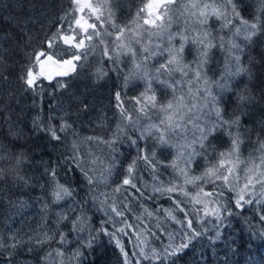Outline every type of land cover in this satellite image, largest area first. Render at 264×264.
I'll return each mask as SVG.
<instances>
[{"label": "snow or ice", "instance_id": "6c2138e0", "mask_svg": "<svg viewBox=\"0 0 264 264\" xmlns=\"http://www.w3.org/2000/svg\"><path fill=\"white\" fill-rule=\"evenodd\" d=\"M175 2L176 0H148V3L138 10L136 17L137 19L143 17V24L149 27L135 30L128 25H117L113 20L110 5H105L107 16L104 20L112 21L110 27L115 30L114 34L107 29L98 30L95 23L82 22V17L73 16L72 22L68 23L67 34L57 31L43 42L46 49H53L58 42H62L68 49L73 50L68 58H57L55 52L43 49L33 54V62L28 65L20 79L24 90L40 97L41 103L45 91L41 87V80L47 79L50 82L53 91L48 93L49 114L46 117L39 114L32 117L30 124L25 121L24 129L9 125L5 131L2 125L7 123V118L0 120V179L12 173H19L24 166L31 165L33 156L23 150L26 145L20 144V140L25 138V129L36 135L46 134L51 141L57 143L67 141L65 147L71 155L72 170L79 169L83 174L89 185L90 199L104 215L99 229L89 231L91 218L86 214L85 200L83 205L76 203L69 206L67 211L57 213L53 221L54 227H47L45 221V230L29 235L26 239L18 232L13 233L7 240L0 236V264H20L16 260L17 250L31 253L52 240H56L59 247L48 252L43 260L57 259L59 264H63L66 259L65 246L75 240L77 247L72 252L71 259L77 261V264H83L84 249H92L100 235L115 240L123 255V264H141L142 260L149 261V264H177L178 260L188 255L189 250L195 251L193 241L206 235L209 231L206 225L211 224L215 228L216 240L221 238L220 228L225 219L237 214L232 211L230 205L240 210L246 205L256 206L259 220L264 222V171H259L264 167V156L261 157V164L256 165L255 169L245 166L243 176L239 174L240 148L246 139L251 141V133L257 131L244 123L250 116L247 106L254 103L264 104V99L257 101L251 95L247 84L239 89L234 86L237 77L247 76L249 80L252 79L253 73L248 65L254 61L250 58L245 64L242 57L245 55V49L252 44L253 38L264 34V0H258L259 7L251 14V20L241 15L243 0H210L208 3L190 5L192 9H199L191 13L196 17L195 27L198 29L197 34L191 37V42L197 45L194 71L184 59L189 37L181 32L173 34L166 31L172 23V18L167 13L170 11V5ZM72 3L80 5L81 0H72ZM86 7L91 8V5L80 6L78 11L83 13ZM211 18L220 22L218 36L212 34L209 26ZM62 19L68 21L69 17L66 15ZM96 20H101V15H97ZM225 31L229 33L227 38L219 34ZM113 35L111 41L105 39L106 36ZM177 36L180 39L178 47L174 44ZM94 38L95 46L102 47V55L112 63L111 70L119 72L123 60L130 59L134 71L130 77H126V82L129 78L145 81L147 85L145 93L135 98L136 103L141 105L140 113L146 115L149 104L156 107L155 93L152 90L154 80L166 84L173 92L177 90L178 85L188 86L187 95L174 96L173 100L159 106V112L163 114L159 123H150L143 127L136 138L128 137L129 144L136 148L137 155L128 163L124 178L114 188H111V184L114 183L111 177L120 163L113 155L118 152L115 145L124 129L131 126L135 131L137 123L124 109L121 93H115L116 106L120 110L122 120L129 123L117 124L116 131L108 140L102 136H88L81 140L74 126L82 118V114L88 112L89 106L84 103L81 95L71 92L69 84L59 80L56 84H51L56 77L67 76L69 71H76L79 62L86 60L88 53L93 50ZM213 48H219L225 60L218 78L210 80L204 72V67L208 64L209 54ZM4 55L5 53L0 52V65L6 66ZM37 65L40 68L38 73L34 72ZM150 67L154 68V72L149 70ZM176 72L180 73V80L173 78ZM190 72H193L191 77ZM95 75L100 79L107 75V71L100 67L96 69ZM162 77L168 79H161ZM193 83L196 85L194 93ZM213 87L216 89L215 92ZM56 89L64 90L61 99L56 98ZM31 107H38L35 100ZM3 113L4 109L0 108V115ZM100 124H105L104 118L100 119ZM69 133L72 134L71 139ZM261 133H264V127L259 129L257 134L256 150L264 153V135ZM224 137L230 142V148L227 152L219 154L218 162L212 163L217 160L213 155L214 142H222ZM149 139H154L157 147L161 149L175 148L174 159L165 163L157 159V152L150 150L147 144L140 146V141ZM86 143L105 145L109 149L110 162L105 165L91 149L82 151ZM198 158L208 161L209 166L200 175H194L192 165L198 166ZM39 163L44 164L45 173L51 177L55 185L50 193L51 203L59 205L61 201L73 198L75 190L56 180V169L50 168L46 162ZM140 163H143L146 170H150L153 177L151 191L148 190V185L139 184L136 179ZM169 168L173 170V179L165 183L159 178L162 174L161 169L167 171ZM18 178L28 183L23 176ZM209 184L212 185L211 190L205 191V185ZM99 185L111 188V191L97 192L96 188ZM187 185H194L198 189L195 195L190 194ZM257 185L260 186L259 189ZM44 195L45 193H41L37 200H43ZM159 199L170 201L171 206L165 208L162 204L155 203ZM146 202H154L155 210L146 207ZM48 207V201L44 200L42 210L45 213ZM77 208L80 209L79 214L70 218L69 213L75 212ZM137 211L141 214L135 215ZM129 215H134L139 223L154 222L156 231L160 236L166 235L169 243L147 252L141 249L138 254L140 259L133 262L117 239L121 234L127 236L129 233L126 229L133 227L128 223ZM209 217L212 219H208ZM65 223L70 225L67 232L59 227ZM117 224L122 226L116 227ZM196 225L200 227L197 228ZM85 232L86 239L82 236ZM72 233H75L74 238L71 236ZM150 234L156 236L155 232Z\"/></svg>", "mask_w": 264, "mask_h": 264}, {"label": "trees", "instance_id": "16d2710c", "mask_svg": "<svg viewBox=\"0 0 264 264\" xmlns=\"http://www.w3.org/2000/svg\"><path fill=\"white\" fill-rule=\"evenodd\" d=\"M146 1L95 0L96 5L91 4L95 8L94 14L87 8L82 17L86 18L89 23H95L98 30L105 28L114 33L115 30L110 27L112 21L104 20V17L107 16V9L104 6L110 5L113 20L117 25H128L134 30L142 29L146 28L147 25L141 21L143 17L137 19L136 14L139 9L144 7ZM208 2L210 0H176L174 4L170 5V11L167 13L172 18V23L166 31L173 34L181 32L189 37L185 46L184 59L186 63L192 66L193 71L197 58V45L191 42V37L197 34L198 29L195 27L196 17L191 13L199 9H192L190 5ZM243 5L241 15L251 20V14L259 7L258 0H243ZM98 7L100 8L99 11ZM101 11H103L101 20L98 21L96 16L100 15L99 12ZM66 15L69 17L68 21L62 19ZM73 16L78 18L76 4L72 3V0H0V52L5 53L4 61L6 63V66L0 65V108L4 109L3 115H0V120L7 118V123L2 125L5 131L9 125L24 129L25 121L30 124L32 117L38 114L46 117L49 114L48 100L50 97L48 93L53 91L50 82L47 79L41 80V87L45 90L41 103L40 97L34 96L31 91L24 90L20 77L28 65L33 62L35 52L42 49L55 52L57 58H68L71 55L73 50L68 49L62 42H58L53 49H46L43 42L57 31L67 34L69 32L68 23L72 22ZM219 23L215 18L209 20L213 36H218ZM73 27H75L74 22ZM219 34L224 35L225 38L229 35L227 31ZM105 39L112 40L110 36H106ZM179 43L180 39L177 36L174 44L178 47ZM99 52L102 53V47L95 46L94 38L93 50L87 56V59L91 58L90 61L87 64H84L87 59L80 61L75 72L69 71L67 76L56 77L51 81V84H56L57 80L69 84L71 92L81 95L84 103L89 106L88 112L82 114V118L74 126L81 140L88 136H102L108 140L116 131L117 124L129 123L122 120L120 110L116 106L115 93H121L124 109L131 114L133 121H137V123L135 124V131L132 130L131 126L125 128L115 145L118 152L113 153V155L120 163L114 169L111 177V180L114 181L111 188H114L124 178L128 163L137 155L136 148L129 144L128 137L136 138L143 127L150 123H159V119L163 118V114L159 112V106L167 104L168 101L174 99V96L187 95L188 86L187 84L178 85L177 90L173 92L172 88L166 84L154 80L152 90L155 93L156 107H151L149 104L145 115L139 112L141 105L137 104L135 99L140 97L141 93H145L147 87L145 81L129 78L126 82V77H130L134 71L133 62L130 59H124L120 64V71L116 72L111 70L113 68L112 63L107 61L103 55L100 56L101 58H97ZM92 57H96L97 60ZM250 58L254 61L248 65L253 73L252 79L249 80L247 76L237 77L234 86L239 89L247 84L251 90V95L258 101L264 99V34L254 37L252 44L245 49V55L242 57L243 62L247 64ZM224 60L225 56L219 48L211 50L208 64L204 67V72L210 80L218 78L223 69ZM79 65H83V67ZM100 67L107 71V75L97 79L95 72ZM149 70L154 72V68L150 67ZM34 72H39V65L34 68ZM192 75L193 72H190L189 76ZM173 78L180 80V73H174ZM161 79L167 80L168 78L162 77ZM195 90L196 85L193 83L192 92L194 93ZM213 91H216L214 87ZM55 92L56 98L61 99L64 90L56 89ZM146 95H151V93H146ZM34 100L38 105L36 108L31 107ZM247 108L250 111V116L245 119L244 123L257 131L252 132L251 141L246 139L240 148L239 174L241 176L244 174L245 166L255 169L256 165L261 164V157L264 156V153L256 150L258 148L256 144L257 134L259 129L264 127V104L254 103ZM73 118L75 119V117ZM101 118L105 119L104 125L100 124ZM25 133V138L20 140V144L26 145L23 150L28 155H32L33 159L31 165L24 166L19 173H12L4 179H0V236L7 240L13 233L18 232L20 236L26 239L29 235L45 230V221L47 227H54L53 221L56 219L57 213L67 211L69 206L76 203L83 205L85 200H87V204L84 205L85 211L87 216L91 218L89 231L98 230L104 214L97 210V206L90 199L89 185L83 174L79 169L72 170L71 155L65 147L67 141L57 143L51 141L46 134L36 135L27 132L26 129ZM71 138L72 134L69 133V139ZM173 139L176 138L173 137ZM7 142L5 141V143ZM139 144L141 147L147 144L150 150L157 152V159L165 163L171 162L176 156L175 148L161 149L157 147L154 139L140 141ZM214 148L213 155L217 157V160L212 161V163L218 162L221 152L229 150L230 142L227 137H224L222 142H214ZM89 149L95 156L102 159L105 165L110 162L109 149L105 145L86 143L82 147V151ZM198 160V166L192 165V174L194 175H200L209 166L208 161L202 158H198ZM40 161L46 162L50 168L56 169V180L60 184L75 190L73 198L61 201L59 205L51 203L52 196L50 193L55 185L51 177L45 173L44 164L39 163ZM259 171H264V167H261ZM161 173L159 178L165 183L173 179L174 174L171 168L167 171L161 169ZM19 176H23L28 183L19 179ZM136 179L139 184L148 185V190L151 191V185L154 183L153 177L150 170L145 169L143 163L138 165ZM240 185H243L242 179ZM259 187L257 185V189ZM111 188L99 185L96 191H111ZM211 188L212 185H205V191H210ZM187 189L191 195H195L198 191L194 185H187ZM41 193H45V195L43 200L38 201L37 197ZM181 199L184 198L181 197ZM44 200L48 201L49 205L46 213L42 210ZM153 203L146 202V207L154 211ZM155 203L162 204L165 208L171 206L170 201L166 199H159ZM211 206L209 205V207ZM230 207L237 214L225 219L220 228L221 238L216 240L215 228L211 224L206 225L209 228L206 235L193 241L195 251L189 250L188 255L178 260L177 264H264V222L259 220L258 208L248 205L243 210L235 209L231 205ZM79 212L80 209L77 208L75 212L69 213V217L71 218ZM140 214L139 211L135 213V215ZM177 215L180 214L177 213ZM208 219L211 220L212 218L209 217ZM128 223L133 225L132 228L126 229L129 234L127 236L118 235L117 239L120 240L133 262L140 259L138 254L141 249L147 252L152 248H162L169 243L166 235L160 236L156 231L154 222L139 223L134 215H129ZM121 226L120 224L116 225V227ZM196 226L197 228L200 227L199 225ZM59 227L62 231L67 232L70 225L65 223ZM151 232H155L156 236L151 235ZM71 236L74 238L75 233H72ZM82 236L86 239L87 232L83 233ZM177 242L179 241L177 240ZM58 247L56 240H52L44 244L43 247H37L31 253L17 250L16 260L20 264H59L57 259L47 261L42 259L48 252ZM76 247L75 240L65 246L66 259H64L63 264H77V261L71 259L72 252ZM84 253L83 264H123L120 248L115 240H110L105 235H100L93 244V248L84 249ZM134 253L137 255L133 256ZM141 264H149V261L142 260Z\"/></svg>", "mask_w": 264, "mask_h": 264}, {"label": "rangeland", "instance_id": "374dc122", "mask_svg": "<svg viewBox=\"0 0 264 264\" xmlns=\"http://www.w3.org/2000/svg\"><path fill=\"white\" fill-rule=\"evenodd\" d=\"M101 1V0H100ZM96 2H95V0H81V4L80 5H77L76 4V8H77V11H78V8L80 7V6H83V5H85V4H87V5H96L95 4ZM146 3H148V0L145 2V4ZM121 8V7H120ZM86 9H87V7L85 8V10H84V12L83 13H81V12H79L78 11V18H81L82 16H83V14L85 13V11H86ZM99 7H98V11H99ZM122 9H124V8H122ZM89 10H90V12L92 13V14H94V12H95V8H93L92 6H91V8H89ZM102 12L103 11H101V12H99V14L101 15L102 14ZM83 21H87L88 23H89V21L86 19V18H84V17H82V22ZM117 21H119V20H117ZM141 21L143 22V18L141 19ZM123 22H125V21H123ZM149 26H147L146 28H148ZM105 29V28H104ZM114 34V33H113ZM109 37V36H108ZM111 37V39H113L114 38V35L113 36H110ZM102 55V53H100L99 52V57H97V58H101L100 56ZM93 58V57H92ZM97 58L96 57H94L93 59H95V60H97ZM90 57L86 60V62L84 63V64H87L88 63V61H90ZM53 71H55V69L53 68L52 69ZM61 70H63V69H61ZM39 71H40V68H39Z\"/></svg>", "mask_w": 264, "mask_h": 264}]
</instances>
